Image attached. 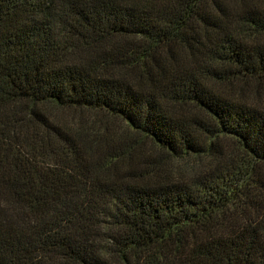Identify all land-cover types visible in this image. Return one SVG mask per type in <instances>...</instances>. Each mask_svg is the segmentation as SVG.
Returning a JSON list of instances; mask_svg holds the SVG:
<instances>
[{
    "label": "trees",
    "instance_id": "trees-1",
    "mask_svg": "<svg viewBox=\"0 0 264 264\" xmlns=\"http://www.w3.org/2000/svg\"><path fill=\"white\" fill-rule=\"evenodd\" d=\"M0 264H264V0H0Z\"/></svg>",
    "mask_w": 264,
    "mask_h": 264
},
{
    "label": "rangeland",
    "instance_id": "rangeland-1",
    "mask_svg": "<svg viewBox=\"0 0 264 264\" xmlns=\"http://www.w3.org/2000/svg\"><path fill=\"white\" fill-rule=\"evenodd\" d=\"M177 165L183 166V162L182 161H174Z\"/></svg>",
    "mask_w": 264,
    "mask_h": 264
}]
</instances>
